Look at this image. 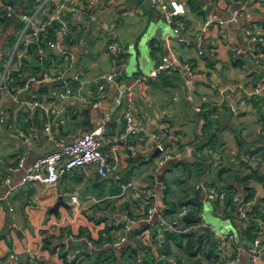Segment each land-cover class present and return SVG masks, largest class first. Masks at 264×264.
<instances>
[{"label":"crops","instance_id":"1","mask_svg":"<svg viewBox=\"0 0 264 264\" xmlns=\"http://www.w3.org/2000/svg\"><path fill=\"white\" fill-rule=\"evenodd\" d=\"M58 1L9 4L42 22ZM165 1L185 4L186 13L174 19L180 25L168 23L152 0H71L68 5L80 15L65 8L69 35L53 37L66 53H49L46 43L31 48L18 42L17 14L14 24L0 18V264H211L201 254L186 255L185 239L171 236L183 233L177 213L196 199L204 203L203 212L209 204L228 225L225 232L234 235L218 248L219 261L211 262L237 258L235 264H255L250 224L216 212L204 186L214 192V185L248 175L253 166L244 156L254 151L264 174V147L258 148L264 143V42L250 41L264 36V0ZM237 8L242 17L234 21ZM114 44L122 67L112 62ZM164 56L192 64L196 75L170 68L159 80L147 78ZM72 68L76 75L65 84L69 97L61 87L45 86ZM114 72H120L116 79L105 82ZM29 99L53 102L51 113L29 106ZM126 112L147 135L167 130L163 149L141 136L120 141ZM47 120L65 142L105 125L101 150L112 172L101 177L91 163L54 184L34 182L10 194L34 162L54 149L42 131ZM163 150L172 158L159 164ZM132 179L138 189L128 185ZM149 191L156 196L148 203ZM151 205L156 212L147 220ZM130 222L132 230L125 232ZM204 229L213 233L208 227L198 232ZM122 236L120 246L102 247Z\"/></svg>","mask_w":264,"mask_h":264},{"label":"built area","instance_id":"2","mask_svg":"<svg viewBox=\"0 0 264 264\" xmlns=\"http://www.w3.org/2000/svg\"><path fill=\"white\" fill-rule=\"evenodd\" d=\"M42 0H36V2H41ZM71 0H62L55 2L54 11L49 14L48 18L44 21H37L36 14L29 10H22L17 14L15 9L10 4H3V8L8 16H15L17 14L18 18L22 21L23 25L20 31L18 42H21L30 46L33 44H37L39 47L43 43H46L52 49L62 50L60 43L57 40L49 38V28L53 23L57 24L55 28V34L68 37L69 28L68 24L62 16V11L66 8L71 12L79 11L74 6L68 5V2ZM92 1V0H91ZM154 6L163 13L166 21L170 24L177 23V26L180 25L179 21H175V17L178 15H183L186 13V6L184 3H180L177 1L167 2L165 0H152ZM242 17V10L237 8L234 10L233 20L239 21ZM250 41L254 44L264 42V36H252ZM42 51V48H41ZM66 53L65 50H62ZM112 52L115 55L112 62L114 66L122 67V64H119L117 61V53L118 48L117 45L114 44L112 46ZM239 52V50L237 51ZM204 53L203 49L200 48L199 54L202 55ZM253 58L256 62L262 64L263 59L257 53H252ZM173 68L179 72H185L188 75H196V71L192 64L184 63L178 59H171L167 56H164L160 62H158L153 69L146 76L151 80H159L160 76L167 71L168 69ZM120 73V72H119ZM118 72H114L109 74L105 78V82H112L116 79ZM9 81H14L15 78L8 76ZM61 78V77H60ZM58 79V78H56ZM32 80H35L32 78ZM103 82L100 85L99 90L103 88L105 84ZM71 95V90L66 89L62 96L64 98L69 97ZM120 100H117L119 103ZM26 103L33 107L41 109L46 115L50 114L53 107V102H46L40 99H29ZM126 124L124 130L121 132L119 136V140L127 143L130 136H141L142 138L153 139L156 142L159 148L163 149L164 144L166 143L168 137L167 130H161L159 132L153 133L151 135H147L144 132V129L140 126L134 124L133 116L130 112H126L125 114ZM32 131L34 134L38 133L37 127H32ZM42 131L47 139L54 144V149L48 153L46 156L38 158L31 170L25 174L22 181L10 187L9 193L12 194L15 191L23 190L27 188L34 182H41L44 184H54L59 181V179L66 174L67 172H71L73 170L82 172V168L91 163H97L98 165V173L101 177H106L113 170L112 165L108 162L106 156L101 150V139L104 137L106 128L105 125L101 126L95 131L85 132L81 136L73 139L70 142H65L59 139L53 129L51 121L47 120L43 124ZM172 158V154L169 151H164L159 160V164H163L165 161L170 160ZM245 160L248 161L254 168H258L259 161L254 157L251 153H246L244 156ZM24 160L21 159L19 162V167H23ZM5 183L9 185L11 183L10 178H6ZM128 185L133 187L134 189H138V184L134 179L128 182ZM206 190L207 199L214 200L215 194L212 190L204 186ZM156 196L154 191H149L146 196V201L149 203L152 198ZM259 197V193L257 192L252 201H247L244 196L235 195L233 196V201L236 203L238 209V218L242 221L249 222L250 214L249 209L251 208L253 201L257 200ZM76 200V197H73ZM193 208L191 206L182 207L178 213L177 217L179 220H183ZM156 212V208L154 206H150L148 209V219L152 217V215ZM258 221V232L253 239V248L249 251V257L254 261L255 264L264 263V219L257 220ZM133 223H126L124 225L125 232H129L132 230ZM202 227H208L214 233V237L218 240L219 248L223 249L226 244L233 242L234 235L230 232L221 233L215 230V228L211 225H208L204 219V212L201 213V221L197 224L186 226L183 228V232L190 233L198 231ZM126 240L125 236H122L119 240L113 242H104L102 247L113 246L118 247ZM228 264H235L238 262V259H231L227 261Z\"/></svg>","mask_w":264,"mask_h":264},{"label":"trees","instance_id":"3","mask_svg":"<svg viewBox=\"0 0 264 264\" xmlns=\"http://www.w3.org/2000/svg\"><path fill=\"white\" fill-rule=\"evenodd\" d=\"M11 0H3V4H9ZM0 18L5 21L6 23H12L14 24L15 16H8L5 12V9L3 6H0ZM19 27L23 23L19 22ZM57 27L56 23H53L52 26L49 28V38L54 39L53 37L55 34V28ZM44 44L42 42V45L40 47H44ZM38 48L39 46L37 44H33L31 46ZM123 58L118 54L117 61L118 63H122ZM162 76V75H161ZM160 76V77H161ZM212 142V141H211ZM213 144V143H211ZM160 149V148H159ZM255 153L251 152V154ZM251 172L248 175H245L243 177H239L236 179L235 184H227L223 186L214 185L215 187V200L214 210L216 212H221L224 218H238L237 213V205L233 201V196L239 195L240 193H244V197L247 201H252L257 191L254 188L249 187V184L252 181H259L264 183V174H260L258 168H251ZM223 181V180H222ZM223 183H226L225 180ZM184 206H191L193 210L181 221L182 226H180L181 230L185 228L186 226L197 224L201 221V213L204 209V203L200 201L199 199H196L194 201L188 202ZM183 206V207H184ZM250 214V221L248 222L250 224L249 230H253L255 234L258 232V221L259 219H264V198H258L257 201L255 200L253 202V205L249 209ZM172 237H178V239H185V248L184 252L186 255L190 257H195L198 255H202L206 260L210 261H219V258L216 254H218L217 250L219 248V243L217 239L214 237V234L209 230H203V232H190V233H180L175 235H171ZM49 238H45L46 241H48ZM180 240V241H181ZM180 244V243H179ZM85 257H89V255H86ZM67 264H76L75 260L68 262ZM129 264V262H128Z\"/></svg>","mask_w":264,"mask_h":264},{"label":"water","instance_id":"4","mask_svg":"<svg viewBox=\"0 0 264 264\" xmlns=\"http://www.w3.org/2000/svg\"><path fill=\"white\" fill-rule=\"evenodd\" d=\"M151 4V2H149ZM52 48H49L48 49V52H52ZM76 75V69L75 68H72L69 72V74L65 75L64 77L62 78H59L58 80H54V81H49V82H46L45 83V86L50 88V89H53L54 87H61L62 90L65 91V84L68 80L70 79H74ZM260 147H264V143H261L258 145V148ZM256 148H253L252 150H255ZM249 187L251 188H254L255 190H257L260 195L262 197H264V185L260 182H257V181H253L249 184Z\"/></svg>","mask_w":264,"mask_h":264},{"label":"rangeland","instance_id":"5","mask_svg":"<svg viewBox=\"0 0 264 264\" xmlns=\"http://www.w3.org/2000/svg\"><path fill=\"white\" fill-rule=\"evenodd\" d=\"M205 220L206 222L213 226L218 232H225L228 228V225L210 208V205L205 206Z\"/></svg>","mask_w":264,"mask_h":264}]
</instances>
